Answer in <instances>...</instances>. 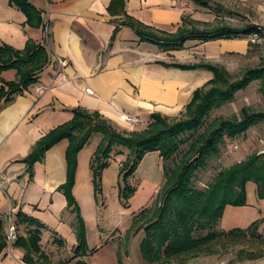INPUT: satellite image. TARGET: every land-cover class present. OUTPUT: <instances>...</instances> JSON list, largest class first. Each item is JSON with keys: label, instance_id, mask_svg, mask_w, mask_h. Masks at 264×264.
<instances>
[{"label": "crops", "instance_id": "crops-1", "mask_svg": "<svg viewBox=\"0 0 264 264\" xmlns=\"http://www.w3.org/2000/svg\"><path fill=\"white\" fill-rule=\"evenodd\" d=\"M112 1L32 0L43 13L45 22L44 27L36 28L27 24L26 14L10 0H0V41L23 49L27 41L33 39L45 44L51 55V62L39 74L38 81L12 102L2 103L0 108V216L5 219L7 215H13L19 236H28L31 229L18 221L20 211L47 225L42 233V251L36 256L35 264H76L83 259L75 257L74 253L78 243L74 228L76 214L68 208L67 198L59 190L67 180L69 140H61L46 152L42 161L34 164L32 179L28 164L22 161L41 137L72 119L73 109L77 107L99 111L122 130L146 128L155 112L180 117L192 101L195 90L213 79L214 72L205 67L189 69L172 63L222 64L234 74L244 64H251L253 55L259 53L260 58H264V47L253 43L250 48L240 49L239 65L231 61V57L223 60L222 56L210 51L202 52L200 46L205 41L201 39H189L181 49L163 50L151 41L142 40L132 26L124 24L123 14H112L109 10ZM210 8L193 0H126L128 15L169 33L178 31L185 16L200 21V29L221 27L205 25L215 20ZM247 25L227 27L242 29ZM229 50L235 54L229 47L223 53H229ZM59 57L67 64L60 65ZM254 69H261V66ZM2 77L8 81L16 80L17 70H5ZM122 113L138 116L143 124L128 123L121 118ZM85 147L79 153L80 158ZM149 153L157 154L163 165L158 151ZM115 158L121 167L123 155ZM77 174L78 180L79 171ZM78 188L77 181L74 192L81 200ZM92 194L91 191V198ZM247 201L245 206L228 205L218 228L227 231L247 228L262 219L264 198L259 197L255 182L247 184ZM261 230L264 234V226ZM56 237L63 244L55 242ZM110 237L125 241L126 234ZM95 238L101 240V235L98 233ZM250 252L247 249L248 257L243 264H264V255L254 258V253ZM25 253L21 246L11 248L8 245L0 257V264H29L23 259ZM259 253H264V247H260ZM132 259L123 257L120 264H136ZM143 260L139 255L138 264H145Z\"/></svg>", "mask_w": 264, "mask_h": 264}, {"label": "trees", "instance_id": "trees-1", "mask_svg": "<svg viewBox=\"0 0 264 264\" xmlns=\"http://www.w3.org/2000/svg\"><path fill=\"white\" fill-rule=\"evenodd\" d=\"M193 1L201 6L211 7L210 0ZM10 2L26 14L27 24L36 28L44 27L43 13L32 0H10ZM109 10L115 15L123 14L124 24L132 26L142 40L151 41L163 50L181 49L189 39L209 40L249 36L254 29L251 24L242 29L227 26L200 29L198 27L200 21L185 16L178 31L169 33L157 30L128 15L126 0H113ZM50 62L51 55L45 44L30 39L23 49H17L0 41V82H2L0 108L2 103L12 102L17 95L25 93L37 82L39 74ZM172 65L189 69L205 67L214 72L213 79L195 90L192 101L180 117H169L155 112L146 128L122 130L99 111L77 107L73 109L72 119L56 126L41 137L32 152L22 160L28 164V172L32 179L34 164L42 161L46 152L61 140H69L66 153L67 180L59 190L65 194L68 208L76 214L74 228L78 244L75 248V257L92 252L88 246L86 224L74 188L79 153L95 134L102 136L91 162L97 191L100 188L103 171L117 156L123 155L121 174L126 182L125 189H122L123 197L135 192L136 188L129 182L146 154L158 151L163 159L165 185L162 200L160 205L148 211L147 223L142 228L145 235L141 242V254L148 264L179 261L184 263L189 257L208 252L212 244L222 239L264 242V234L261 232L264 217L254 221L247 228L239 227L228 231L218 228L228 205L248 204V182H255L258 185L259 197L264 198V153H253L246 159L221 170L206 188H198L194 185L196 172L207 168L212 159L221 155L227 139L234 140L244 135L251 126L264 119V112H245L241 119L220 117L213 121L208 120L214 108L233 101L236 91L247 85L252 78L264 74V68L250 71L252 75L244 79V82L238 83L231 82L233 78L231 73L218 64L201 62L172 63ZM8 69L17 70L16 80L8 81L2 77V72ZM185 145H188L186 150L183 148ZM170 160L175 162L174 167L169 165ZM17 217L20 223L31 226V229L28 236H18L16 245L26 250L24 261L35 264L36 256L42 251V233L47 225L22 211ZM54 241L63 244V241L57 237ZM7 246L5 219L0 216V257ZM246 252L245 247L239 251L242 254ZM262 255L264 253H254L253 257ZM76 264L89 263L79 259Z\"/></svg>", "mask_w": 264, "mask_h": 264}, {"label": "rangeland", "instance_id": "rangeland-1", "mask_svg": "<svg viewBox=\"0 0 264 264\" xmlns=\"http://www.w3.org/2000/svg\"><path fill=\"white\" fill-rule=\"evenodd\" d=\"M210 9L215 15V20L213 23L205 24L206 26L214 24L240 28L255 21L264 22V0H235L232 2L215 0L211 2ZM209 40H204L205 43L200 46L202 52L208 53L210 51L212 54L222 56L223 60L226 57H231V61H235L234 63L238 65L242 54L240 49L251 46L249 37L239 36ZM226 47L234 49L235 54L230 53L232 50H229V53H227L228 51L223 53ZM231 54L233 56H230ZM260 55L259 53L253 55L252 63L244 64L242 69L235 71L234 74L226 66L218 65L223 66L231 73L233 76L231 82L241 83L252 75L250 72L252 68L264 66V58H260ZM245 112H264L263 73L261 76L252 78L247 85L239 88L233 101L214 108L208 120L213 121L220 117L241 119ZM101 138V134H95L91 143L85 147L81 158H78L79 179L76 178V182L78 181V194L82 199L77 198V200L86 224L88 246L92 247L91 251H93L91 254L81 257L85 258L84 260L89 264H120L123 257L130 258L132 261L134 258V263L138 264L139 255H142V236L145 235L142 228L147 223L148 211H152L156 205H160L162 200V191L165 185L163 165H160L157 154L149 153L146 155L129 182L136 188L135 192L128 197H123L122 189H125L126 182H124L121 174L119 160L113 158L109 166L103 171L100 188L97 191L95 190L94 171L91 162ZM187 147L188 145H185L183 148L186 150ZM263 149L264 119H261L253 127H250L244 135L234 140L227 139L221 155L212 159L207 168L196 172L194 185L198 188H206L221 170L246 159L253 153H264ZM176 161L179 162L178 159ZM168 163L171 167L175 166V162L172 160ZM91 191L93 193L92 198L89 195ZM98 233L101 235V240L95 238ZM122 233L126 234L125 241L117 237L113 240L110 237ZM90 236L91 241L89 240ZM101 242L104 244L101 245ZM244 247L249 249L250 253H259L260 247H264V242L256 243L249 239L241 241L222 239L212 244L209 250L211 252L189 257L184 263L179 261L175 264H243L248 255L239 253V251ZM145 264L148 262L146 261Z\"/></svg>", "mask_w": 264, "mask_h": 264}, {"label": "built area", "instance_id": "built-area-1", "mask_svg": "<svg viewBox=\"0 0 264 264\" xmlns=\"http://www.w3.org/2000/svg\"><path fill=\"white\" fill-rule=\"evenodd\" d=\"M253 26V31L249 34V39L251 43L261 45L264 47V22L255 21L251 24ZM60 65H66L67 61L61 57L58 58ZM92 92L91 89L88 90ZM121 118L132 125H142L143 121L136 115H129L127 113H122ZM264 152V149H263ZM5 230L8 245L13 248L18 240V228L14 221L13 215L9 214L5 218ZM249 264V263H245Z\"/></svg>", "mask_w": 264, "mask_h": 264}]
</instances>
